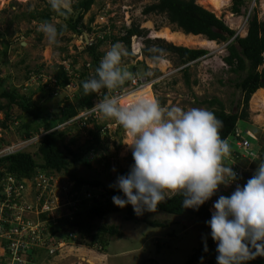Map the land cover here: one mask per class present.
Here are the masks:
<instances>
[{
    "label": "rangeland",
    "instance_id": "obj_1",
    "mask_svg": "<svg viewBox=\"0 0 264 264\" xmlns=\"http://www.w3.org/2000/svg\"><path fill=\"white\" fill-rule=\"evenodd\" d=\"M252 1L245 0L240 9V16H235L230 12L232 0L228 1L226 7L219 11L220 13L210 12L222 19L238 36L244 37L246 34V16L251 5H253ZM256 1L257 3H254L252 8L258 20L264 21V0ZM156 2L157 0H95L82 22L83 25H87L89 19H93L92 33L84 32L82 38L65 33L59 46H50L43 34L38 31L40 22L29 21L27 16L31 11H45L49 5L47 0H0V79H6L7 85L16 89L19 95L31 98L44 114L55 118L66 106L77 107L74 98L80 91L78 85L84 81L82 78L77 79V76L83 72V68L90 61L84 53L83 39L86 37L88 44L93 40L102 41L103 43L97 52L103 56L113 44L118 42L127 51L125 45L118 39L123 36L124 29L138 26L146 31L145 38H131L129 51H127L128 55L122 58V64L132 72L138 73L149 70L152 72L148 78L160 81L153 87V94L163 106L207 109L203 102L217 98L224 104L226 112H236L235 107L240 99V93L233 87V82L237 80L238 76L231 73L228 67L224 65L223 58L227 56L225 45L214 44V47L207 49L199 44L185 46L184 44L170 43L175 47L203 49L208 53L203 59L190 65L188 71L190 87L185 85L181 73L183 67L178 64L176 57L172 54H164L163 58L155 64L144 57L142 54L144 41L158 39L154 36L155 32L164 29L171 32L174 30L173 27L168 26L163 17L142 15L144 7ZM77 4L78 0H72V9L66 15L55 13L49 8L53 14L51 20L55 18L58 28L63 29L70 19L76 18L77 12L73 10V7ZM196 4L201 6L200 0L196 1ZM201 7L207 11L210 10L206 5ZM250 14L253 15V11ZM157 26L161 27L159 31H155ZM198 37L199 40H205L202 36ZM162 41L166 42L165 40ZM151 48H155L154 45ZM60 65H70V70L72 69V73L76 76L71 78V84L68 88L58 92L57 97L44 100L42 97L45 90L42 91L39 88L41 85L37 87V82L32 86L26 84L30 73L35 74V76L43 74V77L46 78L53 75ZM25 84L29 88H24ZM141 94L151 96L148 88L141 91ZM128 99L131 100L132 97L129 96ZM250 102L251 99L248 104L247 124L238 122L237 126L239 130L247 128L251 131L258 140L257 148L261 153H264V109L256 111ZM0 105L4 106L5 101L0 100ZM7 114L9 118H6V112L0 111V128L2 129V124H5V128L8 129L2 135L4 142L0 145L4 143L2 147H5L12 144L16 146L17 151L23 149L21 151L34 154L36 150L34 147L37 142L32 141L30 146L23 148L26 133L22 126L28 124L30 126L28 134L32 136L37 133L40 134L38 130L42 129L41 123L32 122L30 117L16 107L8 110ZM106 126L110 128L106 135L102 134L99 137V144L96 148L97 154L94 157H91V152L86 154L91 159V169L79 167L76 175L84 180H98L110 190L119 191L109 187V185L115 184L121 170L128 169L127 158L130 150L127 144L130 143V137L122 127L99 115L96 121L88 123L86 126L75 124L59 130L65 133L64 142L71 147L70 149L78 152L87 149V143L91 141L90 131L95 133ZM228 140L232 150H234L232 139L228 138ZM252 144L251 149L257 151V145ZM102 156L106 159L108 157V162L100 160ZM241 164L243 163L241 162ZM253 166L257 168L258 163L252 161V163L243 166L245 170L249 171V175L240 180L241 187L254 174L256 169H252ZM235 189L221 185L219 191L205 203L209 212L213 213V204L221 195L230 196ZM63 198L64 196H60V199ZM63 210L54 214L58 216L64 214L65 210ZM124 216V213H112L104 220L94 222L95 227L98 228L115 225L123 235L121 239H110L102 236L105 249L96 250L83 246L80 248L68 247L53 259H49L43 253L37 255L38 262L36 261V264H152L153 261L158 264H184L193 251L204 243L205 238L206 241L211 239V229L207 223L190 218V216L178 217L165 213L144 212L140 216L136 215L133 222H125ZM151 222L161 225L159 228H153L147 224Z\"/></svg>",
    "mask_w": 264,
    "mask_h": 264
},
{
    "label": "clouds",
    "instance_id": "obj_2",
    "mask_svg": "<svg viewBox=\"0 0 264 264\" xmlns=\"http://www.w3.org/2000/svg\"><path fill=\"white\" fill-rule=\"evenodd\" d=\"M47 2L51 10L60 15H66L72 9V0H47ZM254 3L256 0L252 1L253 5ZM253 5L248 10V17L246 16V28ZM38 31L43 34L50 46H59L64 35V29L58 28L55 18L41 21ZM83 41L84 47L93 42L88 44L86 37ZM147 51L152 54L151 60L154 64L163 58L164 50L162 49L149 48ZM126 55H128L127 51L119 42L113 44L101 58L95 69V76L88 68L89 65H85L89 70L82 82L85 95L107 90V94L103 95L101 100L97 97L92 111L98 112L106 120L117 123L130 137L127 147L131 151L134 164L127 175L118 176L115 184L109 185L122 192L124 196V198L113 196V203L119 208L130 204L134 213L140 216L144 212H157L161 203L179 195L182 197V208L198 211L219 191L221 185L228 187L237 180V173L233 171L231 161L238 162L240 166H246L248 161L242 159L235 148L232 150L228 139L221 137L220 130L223 123L212 111L196 107L184 109L179 106H163L158 99L142 95L140 89L129 90V82L150 77L152 72L149 70L133 73L122 64V58ZM60 66L70 78V85L71 78L76 75L72 73V69L70 70V65H67L68 69H65L66 65ZM41 75L35 76L30 73L26 84L32 86L37 82V87L40 85L49 87L48 83H41V80L53 79L56 82L52 75L46 78L43 74ZM38 77H40L39 80H36ZM79 78L80 76H77V79ZM26 84L24 88H29ZM78 86L80 88V84ZM56 87L58 90L51 87L49 89L57 95L60 90H64L57 85ZM52 93L48 95V98L57 97ZM129 96L132 97L131 100L128 99ZM71 119L47 131L42 128L38 130L40 134L26 137L23 143L31 137L41 136L42 132L44 135L39 138L34 147L37 148L44 136L54 132L59 133L61 132L59 129L79 124L78 122L69 124ZM246 133L252 135V137L246 135L248 138L258 142L251 131L247 130ZM256 149L257 151H252L255 156L260 151L257 146ZM89 152L91 157L97 154L94 149ZM84 160L91 166V159L87 155ZM100 160L108 162V157L106 159L102 156ZM253 161L258 163V166L252 167L256 169L252 177L243 187L237 185L230 196L221 195L213 204L214 211L211 219L206 222L211 229V238L217 245V264H247L248 261L255 260L257 256L264 257V160L259 161L256 156ZM59 174L74 184L76 190L83 187L98 188L87 184L79 186L77 180L72 179L69 174L65 172ZM103 192L105 194L104 190ZM59 222L54 228L59 226ZM50 229L51 227L49 231ZM69 233L73 234L67 232L61 236L57 235L53 240L50 239V242H67ZM80 246L83 245L77 243L75 236L74 245L58 248L52 256H48L45 251L37 255L43 253L49 259H53L68 247L80 248ZM99 247L95 244L90 248L102 250ZM204 251H208L206 238Z\"/></svg>",
    "mask_w": 264,
    "mask_h": 264
},
{
    "label": "trees",
    "instance_id": "obj_3",
    "mask_svg": "<svg viewBox=\"0 0 264 264\" xmlns=\"http://www.w3.org/2000/svg\"><path fill=\"white\" fill-rule=\"evenodd\" d=\"M94 1L95 0H78V4L73 7V10L77 12L76 18L73 20L70 19L67 22V25L63 28L64 34L70 33L75 36H82L84 32L92 33L91 24L93 19H89L87 25H83L82 22L84 16L94 4ZM196 1L198 0H157L156 3L144 7L142 15L163 17L168 26L174 28L172 32H181L184 35L202 36L205 40L214 42L217 45H226L228 43L225 46L227 56L223 58V62L231 73L238 76L237 80L233 82V87L240 93V99L235 107L236 112H226L224 104L217 98H211L208 101H204L203 104L206 105L207 110L212 111L215 116L222 121L223 127L220 130L222 138H231L233 144L235 143L234 136L238 133L240 140L248 139L250 146L253 145L252 143H255L258 147L255 140L246 136L247 128L239 130L237 125L238 122H245L247 124L249 117V101L256 91L260 89L264 90V21H259L253 10V15H250L247 20L246 36L243 38L236 36L233 39L236 35L235 31L231 30L222 19L217 18L210 11L197 5ZM244 3L245 0H232L230 12L235 16H240V9L243 7ZM49 8L50 6L48 5V10L46 9L41 12L31 11L27 15L29 21L41 22L43 20H51L53 14ZM160 28V26L155 27V31H159ZM145 35L146 31L143 29H140L138 26H131L128 29H124L123 36L118 40L123 43L127 51H129L131 38H145ZM102 43V41L96 42L93 40L90 45L84 47V53L90 59L87 63L89 65L88 68L90 71H93V76H95V69L98 67L100 59L103 57V55L97 52ZM143 44L142 54L149 60H151L152 54H150L147 49L151 48L152 45H154L155 48L164 50V54H172L176 57L178 64L181 67L185 66L181 69V73L187 87H190L188 76L189 64L204 58L208 54L207 51L203 49L194 50L184 47H175L161 39L152 41L146 40ZM88 68L85 66L83 72L79 75L83 80L87 77L86 73L87 70H89ZM133 72L137 73L135 71ZM52 76L56 80V85L61 89H64L70 83V78L66 76L61 66L57 67ZM6 85L7 80L0 79V100L5 101L4 106L0 105V111L6 112V118H9L7 111L12 107H16L23 114L30 117L32 122H40L42 128L46 131L75 117L79 111L92 109L98 94L93 93L85 95L81 83L80 91L74 98L77 107L68 105L57 117L51 118L44 114L37 103H34L31 98L19 95L16 89H13L10 85ZM39 88L42 89V91L45 90L42 98L47 100L52 90L49 89L48 86H41ZM101 92L103 98L107 90H102ZM2 127L5 128V124H2ZM22 128L26 133V137H29L28 128H30V126L25 124ZM97 132L95 133L98 136L92 131L89 132L92 141L87 143V149L78 152L70 149L71 147L64 142V132L48 134L41 139L34 154L18 152L0 158V179L4 174L30 178L36 171H54L57 173L65 172L69 174L72 179L77 180L79 186L87 184L91 187L102 188L105 194L100 195L98 199L93 198L90 201H84L82 208L76 212L75 219L72 223L61 220L59 226L57 228H51L49 233L51 235L50 239L53 240L57 235L61 236L67 232H71L76 236L79 245L93 247L97 244L100 246L99 248L103 250L105 249V245L102 236H106L110 239H121L123 235L120 229L115 225L98 228L95 227L94 222L102 221L112 213H124V221L133 222L136 214L130 204L124 208H119L114 205L112 197L120 196L124 198L122 192L112 191L98 180H84L76 175L79 167H84L86 169L90 168L89 164L84 159L86 154L91 149L95 151L99 144V134ZM72 142L74 143V141ZM256 156L259 161L264 160V153L259 151L256 153ZM127 161L128 169L121 170L118 176L127 175L130 167L134 164L131 151ZM181 201V196H173L161 203L158 206L157 212L178 217L190 216V218L205 223L211 219L212 214L209 212V208L206 204L202 205L197 211L182 208ZM147 224L153 228H159L161 225L156 222ZM206 242L208 251H204L203 243L198 249L193 251L192 255L184 264H202L205 262L207 264H217V245L212 238ZM41 251L42 250H37L36 252L34 251V253L37 255ZM201 258L203 259L201 260ZM36 261L33 260L34 263L38 262ZM152 264L158 263L153 261ZM247 264H264V257L257 256L255 260L248 261Z\"/></svg>",
    "mask_w": 264,
    "mask_h": 264
},
{
    "label": "built area",
    "instance_id": "obj_4",
    "mask_svg": "<svg viewBox=\"0 0 264 264\" xmlns=\"http://www.w3.org/2000/svg\"><path fill=\"white\" fill-rule=\"evenodd\" d=\"M65 69H68V66H65ZM159 82L158 79L145 77L129 82L128 89L143 91L148 88L151 93L150 97L155 98L153 87ZM42 83H48L49 87L58 90L53 79H44ZM101 93L97 94L99 100L102 98ZM56 95L54 93V96ZM99 115L92 109H84L71 119L69 124L78 122L81 126H86L88 123L96 121ZM109 128V126L100 128L99 136L106 135ZM6 130L8 129L0 128V143L3 142L2 135ZM246 134L252 137L251 134ZM43 135L44 133L41 132V136ZM41 136L31 137L23 143V148L30 146L32 141L37 142ZM234 140L233 146L240 153L241 158L252 163L256 156L250 148L249 141L247 139L240 140L238 133L235 134ZM21 150L17 151L16 146L12 144L11 146L7 145L0 149V158ZM231 166L237 173V180L227 188H236L237 185L241 187L240 180L249 175V171L235 161H231ZM59 177L62 180H59ZM100 195H104L100 188L83 187L76 190L74 184L54 171H36L30 178L4 174L0 179V264H36L33 262V260L36 261L34 251L42 250L47 252L48 256H52L58 248L74 245L75 236L70 233L67 242H50L49 228L56 227L60 220H67L71 223L76 212L82 208L84 201L98 199ZM60 196H64V198L60 199ZM62 209L65 210H63L64 214H59V216L54 214L61 212Z\"/></svg>",
    "mask_w": 264,
    "mask_h": 264
},
{
    "label": "bare ground",
    "instance_id": "obj_5",
    "mask_svg": "<svg viewBox=\"0 0 264 264\" xmlns=\"http://www.w3.org/2000/svg\"><path fill=\"white\" fill-rule=\"evenodd\" d=\"M229 0H200V5H206L210 8L209 11L214 13H220L219 11L226 7V4ZM155 38L165 40L168 43L176 44V45H182L185 46L188 45H195L199 44L201 47L205 48H212L214 47V42H208L205 40H199L200 38L198 36H192V35H183L180 33L171 32L167 29H164L159 32H155L154 34ZM195 41V42H194ZM199 47V46H198ZM264 92L259 91L255 95H252L251 97V106L256 110L264 109ZM90 201V200H89ZM92 204V203H91Z\"/></svg>",
    "mask_w": 264,
    "mask_h": 264
},
{
    "label": "crops",
    "instance_id": "obj_6",
    "mask_svg": "<svg viewBox=\"0 0 264 264\" xmlns=\"http://www.w3.org/2000/svg\"><path fill=\"white\" fill-rule=\"evenodd\" d=\"M261 91H263V90H261ZM258 92H259V90H258ZM256 93H257V92H256ZM256 93H255V94H256ZM255 94H254V95H255Z\"/></svg>",
    "mask_w": 264,
    "mask_h": 264
},
{
    "label": "water",
    "instance_id": "obj_7",
    "mask_svg": "<svg viewBox=\"0 0 264 264\" xmlns=\"http://www.w3.org/2000/svg\"><path fill=\"white\" fill-rule=\"evenodd\" d=\"M247 17H248V16H247ZM234 37H235V36H234ZM233 39H234V38H233ZM233 39H232V40H233ZM22 46H23V45H22ZM225 46H226V45H225Z\"/></svg>",
    "mask_w": 264,
    "mask_h": 264
}]
</instances>
